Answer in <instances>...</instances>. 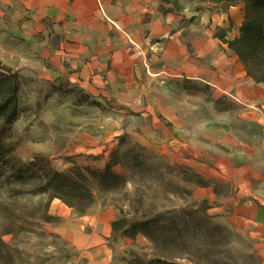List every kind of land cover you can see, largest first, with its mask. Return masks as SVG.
Here are the masks:
<instances>
[{"label": "crops", "instance_id": "1", "mask_svg": "<svg viewBox=\"0 0 264 264\" xmlns=\"http://www.w3.org/2000/svg\"><path fill=\"white\" fill-rule=\"evenodd\" d=\"M176 4L177 10L161 12V6H169L163 0H0L3 46L9 66H21L22 76L52 84L63 79L92 100L111 106L68 120L69 140L79 142L72 151L87 155V167L101 170L110 164L113 173L122 174L124 167L112 161L125 137L150 155L164 156L173 168L189 169L196 179L218 184L223 190L219 194L211 185L194 187L197 198L207 199L213 213L229 206L242 215L246 207L236 198L240 190L233 192L238 182L252 177L237 157L264 152V85L246 76L228 47L239 36L245 6L210 11L209 3ZM162 70L175 80L200 82L207 91L193 95L182 86L158 87L155 77ZM219 92L261 101L260 110L250 112L261 132L249 135L242 128L221 127L218 116L199 118L192 113L197 104L216 103ZM129 107L140 117L132 119L124 109ZM116 220L111 207L68 212L61 234L88 264H128L130 256L115 258L124 255L130 239L113 236Z\"/></svg>", "mask_w": 264, "mask_h": 264}, {"label": "rangeland", "instance_id": "2", "mask_svg": "<svg viewBox=\"0 0 264 264\" xmlns=\"http://www.w3.org/2000/svg\"><path fill=\"white\" fill-rule=\"evenodd\" d=\"M187 1L191 6L202 3ZM164 2L169 4L163 6L166 10L179 7L177 0ZM210 6L209 10L215 11L214 5ZM201 9L206 11V5ZM3 20L0 16V264H88L61 234L65 214L79 213L44 187L51 173L87 167V155L72 151L79 142L69 140L68 120L90 117L111 106L92 100L63 79L53 80L55 85L22 76L21 66L20 70L9 66L11 59L1 36ZM13 74L16 76L10 78ZM174 77L157 75L156 85L182 86L193 95L207 91L200 82ZM13 85L17 86L15 104L11 100ZM205 94L209 99L211 93ZM218 96L217 104H197L192 113L199 118L218 116L221 127L242 128L249 135L261 132V124L250 115L260 110L257 104H263L261 101L237 97L233 92H219ZM81 101L88 104H78ZM124 109L132 119L140 117L136 109ZM13 112L14 120L8 121ZM112 162L120 163L124 172L113 173L109 164L101 170L92 169L108 172L102 180L98 174L82 173L91 193L85 213L111 207L117 219L127 225L144 222L138 227V236L129 237L124 255L115 258L136 256L145 264H264V152L256 157H237L252 177L238 182L241 185L233 192L240 190L236 198L246 207L242 215L229 206L213 213L207 199L197 198L194 187L211 185L219 194L223 190L218 184L196 179L189 169L173 168L164 156L150 155L128 138L119 141Z\"/></svg>", "mask_w": 264, "mask_h": 264}, {"label": "trees", "instance_id": "3", "mask_svg": "<svg viewBox=\"0 0 264 264\" xmlns=\"http://www.w3.org/2000/svg\"><path fill=\"white\" fill-rule=\"evenodd\" d=\"M167 1V0H163ZM202 2L214 5L213 10H225L230 6L243 3L244 19L239 29V36L228 42V47L234 52L242 64L246 76L255 83L264 85V0H201ZM161 12H167L163 6ZM10 78L16 75H9ZM17 86H12V103L15 104V93ZM15 118V112L7 118L12 121ZM84 173L98 174L100 180L108 176L105 170L103 173L93 171L86 167L82 170ZM81 169H73L66 173H51V178L45 184L44 190L50 189L53 197L59 198L66 206L79 214L87 210L86 202L91 197L88 187L84 184V174ZM112 177H118L111 174ZM144 222H133L127 225L125 220L117 219L112 223L113 236L121 235L134 237L138 232V227ZM128 264H145L136 256Z\"/></svg>", "mask_w": 264, "mask_h": 264}, {"label": "built area", "instance_id": "4", "mask_svg": "<svg viewBox=\"0 0 264 264\" xmlns=\"http://www.w3.org/2000/svg\"><path fill=\"white\" fill-rule=\"evenodd\" d=\"M159 75H165V76H167V77L171 76V74L167 73L166 71H162V72H160ZM163 82H164L163 79H161V83H163Z\"/></svg>", "mask_w": 264, "mask_h": 264}]
</instances>
